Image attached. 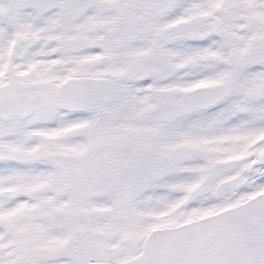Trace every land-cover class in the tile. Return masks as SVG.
<instances>
[{
	"label": "snow or ice",
	"instance_id": "6c2138e0",
	"mask_svg": "<svg viewBox=\"0 0 264 264\" xmlns=\"http://www.w3.org/2000/svg\"><path fill=\"white\" fill-rule=\"evenodd\" d=\"M0 264H264V0H0Z\"/></svg>",
	"mask_w": 264,
	"mask_h": 264
}]
</instances>
